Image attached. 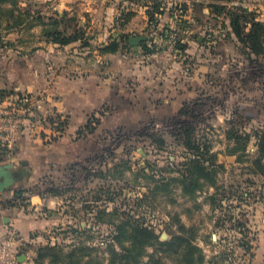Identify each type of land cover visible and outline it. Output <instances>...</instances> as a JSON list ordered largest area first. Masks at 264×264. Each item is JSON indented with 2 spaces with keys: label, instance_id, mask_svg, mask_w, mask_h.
<instances>
[{
  "label": "rangeland",
  "instance_id": "rangeland-1",
  "mask_svg": "<svg viewBox=\"0 0 264 264\" xmlns=\"http://www.w3.org/2000/svg\"><path fill=\"white\" fill-rule=\"evenodd\" d=\"M214 1H0V114L8 117L0 134L13 136L6 160L30 159L26 197L60 201L44 212L51 222L34 262L42 248V264H195L201 251L205 264H264V159L254 135L241 152L226 133L230 120L251 133L264 127V59L233 60L242 47ZM185 5L192 16H182ZM55 33L76 37L63 43ZM139 34L155 40L126 47ZM180 119L211 143L216 183L187 194L174 181L156 193L154 178L178 176L189 153L173 135ZM176 233L189 239L185 252L159 242Z\"/></svg>",
  "mask_w": 264,
  "mask_h": 264
},
{
  "label": "trees",
  "instance_id": "trees-1",
  "mask_svg": "<svg viewBox=\"0 0 264 264\" xmlns=\"http://www.w3.org/2000/svg\"><path fill=\"white\" fill-rule=\"evenodd\" d=\"M1 1V0H0ZM231 0H216L213 3L208 4L211 9L213 10L214 15H224L229 19L230 23V29L229 33H233L240 46L242 47V51L248 54H255L257 56H263L264 57V22L262 20H259L257 18V14L255 11H250L245 6H234L229 5L228 2ZM189 6L185 5L184 8H182V16L186 18L185 16L188 15ZM148 13L150 15L151 21L156 18L154 12H151L148 10ZM187 22V19H184ZM183 21V19L181 20ZM172 32L171 29H169V32L166 30L164 35L165 37H169V33ZM55 36V41H62L63 43H68L73 38L76 37V35L64 37L61 39L57 33L53 34ZM153 37V36H152ZM176 38V49L179 51H185L188 48V43L183 41L180 37ZM151 41L155 40L150 39ZM144 43V42H143ZM141 43V45L143 44ZM115 42L111 43V45L115 46ZM144 45V44H143ZM131 46L128 42L126 43V47ZM157 49H148L149 52L152 53ZM10 93V92H9ZM4 94V93H3ZM4 97V95L2 96ZM1 97V98H2ZM187 105L180 110L181 114H188L190 111L188 110ZM50 121H54L53 118L50 117ZM179 123L176 126L175 131L173 132V135L175 138L179 141L184 139V144L188 148L189 153L186 155L185 161L182 162L181 166H179V169L177 170L179 172L178 176H171L168 180H166V177L161 178H154L155 184L152 188L153 191L156 193L159 192H166V190L170 189V185L172 182L177 181L181 185V189L183 192L187 194H193L195 191L202 189L205 184H213L216 183L213 172L216 169L217 163L215 158V153L212 151L211 143H209L208 138L205 137H196V134L194 132L195 126L194 124L189 120H183L180 119L176 121ZM242 125L234 124V120H230L228 127L226 129L227 136L231 140L232 143L235 142V144L242 142V151L244 152L248 148V144L253 138V135L258 139V159H264V127H259L254 130V133L248 132L241 127ZM162 137V136H161ZM162 142H165L164 138H160ZM159 139V140H160ZM5 153V154H4ZM230 154H234L237 152H233L229 150ZM9 157L6 152L2 151L0 152V161H4ZM153 177V175H151ZM171 180V181H170ZM17 197H20L21 199H24L23 197V191H19L16 193ZM129 220L128 222H132L134 220L126 219L125 221ZM137 220V219H136ZM137 226V225H136ZM120 229L121 226H118ZM151 226L147 224H143V231L149 233V237H152L154 239H158V235L150 229ZM42 232H39L37 234H40ZM117 233V232H116ZM35 234V235H37ZM116 237L119 236L116 234ZM178 241V242H177ZM162 246H166L167 250H171L173 252H185L188 250V246L190 244L189 239L184 236L181 233H176L172 239L167 241H159ZM189 242V243H188ZM26 246L28 247V243H26ZM251 244L249 242H246L245 247L248 249L251 248ZM77 247V246H76ZM194 247V246H193ZM76 249L75 247H73ZM41 249H38V255L37 258H35L36 264H42L39 259L43 256L41 255ZM72 249L69 256L74 257L76 250ZM201 254L204 256L203 252L201 251ZM153 256V255H152ZM200 256V261H198L195 264H205L204 263V257ZM81 256L78 255V259L75 258L73 261H78ZM140 260L141 259H138ZM144 264H168L167 262L162 260V257H153L152 259H149Z\"/></svg>",
  "mask_w": 264,
  "mask_h": 264
},
{
  "label": "crops",
  "instance_id": "crops-1",
  "mask_svg": "<svg viewBox=\"0 0 264 264\" xmlns=\"http://www.w3.org/2000/svg\"><path fill=\"white\" fill-rule=\"evenodd\" d=\"M243 4L250 11H255L259 20L264 21V0H244ZM204 9L205 12H209L210 10L207 6H205ZM188 12L187 16H192V8L189 7ZM225 25H227L229 30V19H227ZM230 35L232 39L236 41V44L240 45L236 36L233 33ZM231 56L233 60L234 56H242L243 61L247 60L250 64L253 61L264 59L263 56H257L252 53L248 54L243 51H234ZM3 88H5V85L0 82V90ZM29 160L22 159L20 161L13 157L8 160L0 161V164L13 163L14 166L12 167V171L18 174V177L16 176V179L11 185L4 189H0V237H3L9 229H12L17 231L26 240L28 247L25 245L21 248V260L23 264H35L33 254L35 253L37 243L40 242L42 235L41 233H37L42 230L45 231L51 222L48 220L49 216L44 214L46 211H51V208H55L57 204L60 203L57 195L45 196L42 193H33L29 197L24 195L25 191L29 190L26 183L33 182L34 180ZM24 161H26L27 164H24ZM24 167L27 168V173L23 172ZM36 174L40 175L41 171L37 170ZM19 191H23V197L27 199V204L20 203L21 198L16 196V193ZM23 253H26V255Z\"/></svg>",
  "mask_w": 264,
  "mask_h": 264
},
{
  "label": "built area",
  "instance_id": "built-area-1",
  "mask_svg": "<svg viewBox=\"0 0 264 264\" xmlns=\"http://www.w3.org/2000/svg\"><path fill=\"white\" fill-rule=\"evenodd\" d=\"M7 118L5 113L4 115L0 114V121ZM12 140L13 136L11 138L8 132L2 131L0 134V152L6 151L8 153ZM26 243V240L17 231L9 229L3 237H0V264H23L21 248ZM23 254L26 255V253Z\"/></svg>",
  "mask_w": 264,
  "mask_h": 264
},
{
  "label": "water",
  "instance_id": "water-1",
  "mask_svg": "<svg viewBox=\"0 0 264 264\" xmlns=\"http://www.w3.org/2000/svg\"><path fill=\"white\" fill-rule=\"evenodd\" d=\"M147 39H153V37H149L145 34L131 35L129 37V43L130 45H137ZM24 164H27V162L24 161ZM13 166V163L0 164V189L8 187L16 179V176L18 177L17 172L12 171ZM23 172L27 173L26 167L23 168ZM213 237H215V235Z\"/></svg>",
  "mask_w": 264,
  "mask_h": 264
}]
</instances>
